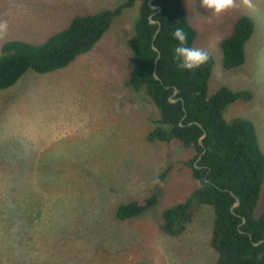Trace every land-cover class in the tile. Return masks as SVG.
<instances>
[{
    "label": "rangeland",
    "instance_id": "rangeland-1",
    "mask_svg": "<svg viewBox=\"0 0 264 264\" xmlns=\"http://www.w3.org/2000/svg\"><path fill=\"white\" fill-rule=\"evenodd\" d=\"M124 1L0 0V20L9 23L0 56L6 43L41 45L73 15ZM182 3L197 30L193 46L214 61L207 96L222 87L249 91L251 100L229 105L223 118L251 121L264 153V0L220 16L202 0ZM138 6L125 9L90 52L64 69L28 71L0 91V264H219L210 245L211 207L193 203L191 221L177 237L160 229L162 211L185 202L199 183L187 165L194 150L176 140H147L159 113L145 91L125 83ZM242 15L254 22L244 63L224 70L220 43ZM100 98L109 105L106 120ZM155 193L156 204L141 215L115 217L119 205ZM263 212L264 184L255 215Z\"/></svg>",
    "mask_w": 264,
    "mask_h": 264
},
{
    "label": "trees",
    "instance_id": "trees-1",
    "mask_svg": "<svg viewBox=\"0 0 264 264\" xmlns=\"http://www.w3.org/2000/svg\"><path fill=\"white\" fill-rule=\"evenodd\" d=\"M148 1L125 0L112 9L73 15L65 29L38 46L19 41L4 44L0 56V91L15 85L28 71L46 75L73 63L78 56L92 50L116 17L139 3L134 33L128 41L131 65L125 83L135 91H145L159 113L155 128L147 133V140L167 143L176 140L181 146L194 150L187 165L199 183L185 202L162 211L160 229L170 237L179 236L191 221L192 204L207 205L213 211L210 245L218 255V263L264 264V212L255 215L264 184V153L251 121L239 118L226 122L223 118V111L229 105L237 100L248 102L252 94L222 87L208 97L212 56L209 54L208 62L193 71L178 68V61L174 59L178 41L172 33L176 28H182L187 34L188 47H194L197 37L182 0H154L153 4L161 7V12L153 17L161 24L154 41L157 25L148 22L154 12L148 7ZM253 32L254 22L250 17L242 15L235 19L229 35L220 43L224 70L243 65L244 47ZM152 46L161 54L155 72L157 79L153 77L157 54ZM174 87L178 93L173 99L178 101L170 103L168 98ZM196 122L203 129L195 125ZM203 130L206 136L200 145ZM8 198L5 194L3 208L8 207ZM236 200L239 206L232 213L230 208ZM156 201L155 193L121 204L115 210V217L125 221L139 216ZM242 219H245L243 225ZM260 240L263 242L258 243Z\"/></svg>",
    "mask_w": 264,
    "mask_h": 264
},
{
    "label": "clouds",
    "instance_id": "clouds-1",
    "mask_svg": "<svg viewBox=\"0 0 264 264\" xmlns=\"http://www.w3.org/2000/svg\"><path fill=\"white\" fill-rule=\"evenodd\" d=\"M241 5L249 10L254 8L252 0H240V4H237V0H202L201 4L202 7L208 10H213L214 14L217 16H220L229 10L236 9ZM8 32V21L0 20V39H4ZM172 36L176 41H178V46L175 47L174 50V59L178 61V68L193 71L208 62L209 53L206 50L186 46L188 37L182 28H176L172 33Z\"/></svg>",
    "mask_w": 264,
    "mask_h": 264
},
{
    "label": "water",
    "instance_id": "water-1",
    "mask_svg": "<svg viewBox=\"0 0 264 264\" xmlns=\"http://www.w3.org/2000/svg\"><path fill=\"white\" fill-rule=\"evenodd\" d=\"M141 1H143V0H141ZM154 3V0H149L148 1V7L150 8V9H152L154 12L149 16V20H148V22H149V24L150 25H157V28H156V31H155V33H154V35H153V41H154V39L157 37V35L159 34V32H160V30H161V24H160V22L159 21H156V20H154L153 19V17L155 16V15H157L158 13H160L161 12V7L160 6H157V5H154L153 4ZM152 50L153 51H155L156 52V58H155V60H154V63H153V77H154V79H157V76H156V69H157V62H158V60L160 59V57H161V54H160V52L157 50V48L155 47V46H152ZM178 93V91H177V89L174 87L173 88V94H172V96L171 97H169L168 98V101L170 102V103H176L178 100L177 99H173V97L176 95ZM182 102V101H181ZM183 103V102H182ZM194 124H196L199 128H201V129H203L202 127H201V124H199V123H194ZM181 125V124H180ZM205 136H206V133H205V131L203 130V134H202V136L199 138V144L200 145H202V140L205 138ZM200 159V156H199V158H198V160ZM194 165L196 166V164L194 163ZM239 206V201L238 200H236L235 201V203L231 206V208H230V211L233 213V210L235 209V208H237ZM245 223V219H242V223H241V225H243ZM263 241H259L258 243H262ZM254 245H257V244H254Z\"/></svg>",
    "mask_w": 264,
    "mask_h": 264
},
{
    "label": "crops",
    "instance_id": "crops-1",
    "mask_svg": "<svg viewBox=\"0 0 264 264\" xmlns=\"http://www.w3.org/2000/svg\"><path fill=\"white\" fill-rule=\"evenodd\" d=\"M2 91V90H1ZM96 101H99V103H98V105H100L101 106V114H102V117L106 120L107 118H108V114L106 113L107 111H109L110 109H109V105L107 104V101H104V100H102L101 98L100 99H98V100H96ZM95 104V103H94ZM97 105V106H98ZM91 113V112H90ZM107 115H106V114ZM45 146L46 147H49V142H46L45 143ZM177 186V185H176ZM168 190H170L171 189V183H169L168 184ZM194 187V186H193ZM192 187V188H193ZM196 189V188H195ZM195 189H193V191L195 190ZM184 192H185V190H183ZM186 193V192H185ZM184 193V194H185Z\"/></svg>",
    "mask_w": 264,
    "mask_h": 264
},
{
    "label": "flooded vegetation",
    "instance_id": "flooded-vegetation-1",
    "mask_svg": "<svg viewBox=\"0 0 264 264\" xmlns=\"http://www.w3.org/2000/svg\"><path fill=\"white\" fill-rule=\"evenodd\" d=\"M135 5H136V4H135ZM135 5H134V6H135ZM134 6H133V7H134Z\"/></svg>",
    "mask_w": 264,
    "mask_h": 264
}]
</instances>
